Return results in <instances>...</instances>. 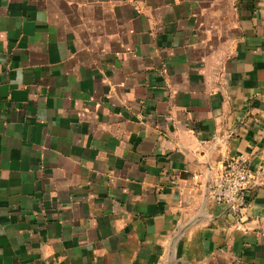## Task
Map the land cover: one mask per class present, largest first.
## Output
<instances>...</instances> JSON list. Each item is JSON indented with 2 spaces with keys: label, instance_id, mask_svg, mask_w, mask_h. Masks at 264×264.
<instances>
[{
  "label": "crops",
  "instance_id": "obj_1",
  "mask_svg": "<svg viewBox=\"0 0 264 264\" xmlns=\"http://www.w3.org/2000/svg\"><path fill=\"white\" fill-rule=\"evenodd\" d=\"M239 154L172 264H264V0H0V264H167Z\"/></svg>",
  "mask_w": 264,
  "mask_h": 264
},
{
  "label": "built area",
  "instance_id": "obj_2",
  "mask_svg": "<svg viewBox=\"0 0 264 264\" xmlns=\"http://www.w3.org/2000/svg\"><path fill=\"white\" fill-rule=\"evenodd\" d=\"M252 184L253 175L247 158L242 154L236 155L210 175L208 201L225 205L238 218L248 206V193Z\"/></svg>",
  "mask_w": 264,
  "mask_h": 264
},
{
  "label": "water",
  "instance_id": "obj_3",
  "mask_svg": "<svg viewBox=\"0 0 264 264\" xmlns=\"http://www.w3.org/2000/svg\"><path fill=\"white\" fill-rule=\"evenodd\" d=\"M209 179H210V175L208 176V183L206 185V190H205V195H204V200H203V205L200 209V211L198 212L197 216L195 218H193V220L188 223L183 229H180L177 233V235H175V238L173 239V241L171 242L170 245V252H169V256H168V260H167V264H172V249H173V244L175 242V240L181 235V233L185 230L186 227L192 225L195 222H199L201 219L207 217L204 214V208L206 206V203L208 202V186H209ZM210 218V217H208Z\"/></svg>",
  "mask_w": 264,
  "mask_h": 264
}]
</instances>
